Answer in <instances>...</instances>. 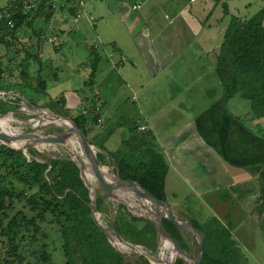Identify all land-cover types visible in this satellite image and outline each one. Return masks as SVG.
<instances>
[{"label": "crops", "instance_id": "0c3cea01", "mask_svg": "<svg viewBox=\"0 0 264 264\" xmlns=\"http://www.w3.org/2000/svg\"><path fill=\"white\" fill-rule=\"evenodd\" d=\"M58 1L64 8L60 12L63 18L54 14L49 21H43L44 29L52 31L48 38H58L53 45L58 46L64 41L70 43L74 33L85 38L82 60L77 57L72 63L73 57H67L63 66L67 65V70L72 66L78 77L83 69H89L88 75H91V56L98 59V74L104 70L100 68L102 60L105 57L110 60L112 68L107 69L102 78L95 73L90 82H84L93 91L95 102H102L101 113L104 101L100 85L116 86L120 79L135 102L136 109L131 117H138L139 123L137 131L133 132V125L130 132L136 136L135 142L141 141V156L149 157L155 151L168 164L166 194L168 182L174 187L188 188L206 202L209 198L213 201L211 204L222 202L219 210L223 217H228L225 207L235 203L228 217L233 220L229 224L231 234L244 258L253 264L251 260L259 252L257 245L264 243V118H256L250 102L240 96L225 103L220 80L215 86L205 76L197 84L179 83L180 72L174 67L177 60L194 49L191 57L195 56L197 63L205 59L209 67L216 68L229 22L224 18L204 21L200 13L206 11V0L199 3L198 0H139L133 10L136 6L140 8L134 12L126 0H106L110 7L107 13L100 5L95 8L104 14L100 17L103 18L101 24L85 13L83 1L79 8L67 4V0ZM9 3L10 0H0V8ZM168 5L173 8L172 14L166 10ZM71 8H75L74 15L70 13ZM99 40L103 50L97 45ZM42 56L44 62L54 61L47 45ZM69 81H72L71 77ZM65 98L68 109L76 112L83 109L86 97L78 90L68 92ZM91 133V137L97 139L103 131L95 129ZM106 135L108 140L113 136L112 132ZM128 142L133 144L134 141ZM92 143L105 149L101 153L103 164L116 151L105 144ZM226 194L229 197H222ZM173 196H176V202L169 203L176 212L175 217L192 222L178 201V195L174 193Z\"/></svg>", "mask_w": 264, "mask_h": 264}, {"label": "trees", "instance_id": "16d2710c", "mask_svg": "<svg viewBox=\"0 0 264 264\" xmlns=\"http://www.w3.org/2000/svg\"><path fill=\"white\" fill-rule=\"evenodd\" d=\"M19 1L23 3L28 0ZM213 1L217 4L222 2ZM52 2L54 0H40L37 9L29 13H24L17 3L10 2L11 16L0 20V24L4 22L9 26V22H14L11 37L16 39L19 29L26 24L31 25L35 18L44 16L49 21L53 17ZM67 4L77 6L79 0H67ZM34 11L33 17L30 14ZM70 13L74 15L75 8H71ZM226 15H229L228 10ZM35 34L38 35L37 32ZM0 44L8 48L13 47L3 36L0 37ZM38 58L35 55H26L23 61L13 65L16 64V57L12 56L9 57L8 63L3 65L0 57V91L8 93L16 89L26 94L25 91L30 89V82L37 81L39 84L36 91L39 96L47 95V79H43L39 70L36 78H33L30 72L32 60H36L40 68L43 67ZM90 61L91 81L97 71L98 59L91 56ZM216 63L225 103L240 96L250 102L253 115L263 119L264 7L249 19L239 16L230 18ZM33 105L39 107L38 104ZM54 106L62 108L93 144L89 140L91 126L99 125L100 119L95 107L80 115H71L63 94L48 104L49 109L55 110ZM18 108L17 102H5L0 99L1 114ZM59 111L57 114H61ZM91 115L94 116L93 119ZM136 125L132 129L133 132L137 131ZM147 138L148 136L144 142ZM134 142L128 144L132 146L129 153L127 150L121 157L110 154L117 164L120 177L126 181L138 182L158 200L167 201L166 178L169 168L165 158L155 151L150 153L149 157L137 155L136 151L141 149V141ZM102 149L105 150L103 147ZM28 153L31 158L22 151L0 144V236L6 240L4 242L7 248L2 259L4 264H29L27 259L30 257H35L34 259L42 264H56L49 251V234L44 232V224L49 222L59 227L57 232L63 241L65 264H151L143 256L121 254L109 242L94 220L90 192L84 185L76 163L66 158L39 162L35 159L34 150H29ZM97 156L98 161L102 162L104 156L101 153ZM98 202L99 212H103L104 199L99 198ZM17 203H25L34 215L30 216L19 210ZM163 225L181 247L190 252L184 230L166 219ZM193 225L206 234L205 253L201 264H249L229 230L206 226L207 230L204 231L195 223ZM115 230L127 242L144 246L153 252L157 251L159 236L155 227L148 220L133 216L123 204L119 206ZM184 263L183 259L177 258L176 264Z\"/></svg>", "mask_w": 264, "mask_h": 264}, {"label": "rangeland", "instance_id": "374dc122", "mask_svg": "<svg viewBox=\"0 0 264 264\" xmlns=\"http://www.w3.org/2000/svg\"><path fill=\"white\" fill-rule=\"evenodd\" d=\"M83 1L85 12L88 16H93L97 22H101L103 20L102 13L95 10L97 5H100L102 9H106V13L109 11L110 7L108 6V2L102 1V0H79V7H81V2ZM139 0H126L125 3L127 5H130L133 10L134 4ZM201 0H198V3ZM207 3L205 4V10L201 11L200 17H204V21H218L219 19H226V21L229 22L230 18L232 16H239L243 19H249L255 14H257L263 7H264V0H222L221 3L217 4L213 0H206ZM11 2V0H10ZM27 2V1H26ZM63 2V1H62ZM12 3V2H11ZM10 4V3H9ZM52 8L54 10V14H57L59 16H62L63 14H60V12H63L62 5L58 0H54L52 2ZM108 6V7H107ZM196 6V5H194ZM204 6V5H203ZM38 7V6H37ZM37 7L35 9H37ZM34 9V10H35ZM47 9V8H46ZM62 9V10H61ZM172 9L169 5L166 6V10L170 11L172 14ZM228 10L229 15H226V11ZM23 11V10H22ZM24 12V11H23ZM142 12V11H140ZM139 12V13H140ZM168 13V12H167ZM35 11L32 12L30 15L34 17ZM65 15H68V12H66ZM137 15V13H136ZM87 16V17H88ZM129 16V15H126ZM164 17V14H163ZM128 19V17H126ZM33 19V18H32ZM31 19V20H32ZM115 19V18H111ZM35 21L31 22V25H25L21 29H19L16 39H12L11 35L13 33L11 30L14 27L11 26L10 22L8 23L9 26H6V24L3 22L0 24V37L3 36L12 43L13 47H5L4 45L0 44V57H2L1 61L3 65H6L8 63L9 57H16V64L24 60L26 55H35L38 56L39 60L43 65V67L40 68V65L37 64L36 60H32L30 62V72L32 74L33 78H36L38 76V70L41 72V75L43 76V79H47V90L46 94H43L44 97L39 96L38 92L36 91V88H38V82L32 81L30 89L25 91L26 94L21 93L19 90L13 89L12 91L6 93L3 91H0V99L8 102L12 101V103L17 102L19 104V108L22 106V102H27L29 106H35L33 104H38L39 107L44 106L45 109H48L54 114H57L59 111L61 116H67L66 112L60 108L54 106L55 110L49 109L48 104L54 102L58 98L61 97L63 94L66 96L68 92H76L78 90L79 94H82L84 97H86V100L84 102V106L82 107L84 110H80L78 112L71 111V115L73 114H82L85 113V111H88L90 108L95 107L96 102L93 96V91L89 87L88 84L84 82H88L90 79L89 69H83L82 73L80 75L75 76L73 67L71 66V70H67L68 67L63 66V62L68 57H73L71 60L72 63H75V59L78 57V60H82L81 58L84 55V48L83 44L85 42V38L82 37V34L80 33H74V37L70 43H67V41L60 42L57 45H53L49 43V36L52 35V31L47 32L48 30L44 29V16L37 17L34 19ZM73 18L70 19V24H72ZM102 23V22H101ZM100 23V24H101ZM7 27L9 29H7ZM103 27V26H101ZM105 27V26H104ZM12 28V29H11ZM38 33L36 35L35 33ZM57 37V36H53ZM51 37V38H53ZM106 41H110L109 39H105ZM47 43V44H46ZM45 45H47V50L51 52V60L53 59V62H50V60H47V62L43 61L44 50ZM97 45L102 48L100 40L97 41ZM106 45H108L106 43ZM61 47V48H60ZM104 47L102 48V50ZM190 49V48H189ZM185 50H183L184 52ZM190 52H186V56L177 60L175 67V70H178L180 74L177 76L179 83L181 84H197V82H202L203 76H205V79H210V83L212 85L220 84L219 83V76L215 72L216 68L209 67L208 60L203 59L200 63H197L195 56L194 58L191 57L193 50H189ZM104 52V51H102ZM76 56V57H75ZM75 57V58H74ZM49 61V62H48ZM110 60L106 57L102 60V63H100V68L104 70H100V73H96V75L99 78H102L103 74L107 71V69H111L112 65L110 64ZM217 64V63H216ZM90 65V64H89ZM8 66V65H7ZM67 67V68H66ZM41 70V71H40ZM59 70V72H58ZM117 76V75H116ZM71 77L72 81H69V78ZM113 77H115V74H113ZM118 82L116 83V86L109 85L108 83H104L100 85V90L102 93V99L104 101L103 104V110L102 113L100 112L99 115L102 117L103 123H99V125H92L91 126V132L92 130H99V132H102V135H100L97 139H93L89 136V140L94 143H99L101 146L103 144L106 145L108 148H113L115 153L112 154L118 157H121V155H124L125 152L128 150V153L130 152V147L128 144L131 139L135 141L136 136L130 132V127L138 124L139 120L137 118H132L131 114L132 111L136 109L135 102L133 101L129 89L126 88V86H122L120 79H117ZM15 82H18L17 79H14ZM120 82V83H119ZM200 86V84L198 85ZM220 92H223V87L220 84ZM216 88V87H214ZM195 93V91H194ZM213 93H216V91L213 90ZM81 96V95H80ZM82 97V96H81ZM19 100V101H17ZM95 104V105H94ZM18 108V109H19ZM77 114V115H78ZM67 117H70L69 115ZM94 116L91 115V119H93ZM15 119L18 120H26L31 121L33 124H35L34 121L38 119V116H31L27 114H18L15 115ZM14 128H19V131H21V134L26 133H34L42 136L57 134L63 130L60 128H57L56 126L43 124L42 126H39L37 129L31 130L30 127L24 126V125H18L14 124ZM112 132V138L108 140V136L106 134ZM130 135H132V138L130 139ZM128 140V141H126ZM93 145V144H92ZM59 146V145H57ZM94 146V145H93ZM97 155L99 153H103L102 148H99L97 146H94ZM55 149V151L53 150ZM29 150H34L35 152V159L39 162H46L49 160L54 159H64L70 157V154L68 151L62 147H56V145H50L48 144L47 148H42L41 145H38V147H32L27 150L28 157L31 158V155L28 153ZM138 154L141 155L140 151H136ZM135 154V153H134ZM136 155V154H135ZM125 157V156H124ZM133 161V160H132ZM104 166L109 167L116 171V173H119L117 164L114 161V158L110 157L109 160H104ZM96 181V182H95ZM85 185V183H84ZM18 186V185H17ZM86 186V185H85ZM87 188V187H86ZM88 189V188H87ZM179 193H177V192ZM90 192V191H89ZM94 192L96 196L99 198L104 199V208L103 212H99L98 217L101 219V222L103 225L107 228H110L112 224L114 223L115 218V211L114 207L111 204V201L108 199V196L104 190V188L100 185L99 181L95 178L94 180ZM176 193L178 195V201L182 203L183 209L186 210L185 212L188 213L189 220H191V223H195L196 226L201 227L202 229L207 230L206 226H212L217 227L219 229L225 228L230 230L229 224L233 221L230 220L228 217H230V214L233 212V209L235 208V203H231L229 207H225V210L228 214V217H223L221 214V211L219 208L223 205L222 202L217 201L214 204H211L213 201L208 199L204 201L199 196H195L192 194L190 189L188 188H180V187H174L170 185V182L167 184V199L168 202H176V196L174 197L173 194ZM91 196V193H90ZM222 197L226 198L229 197L228 194L222 195ZM220 198V196H219ZM92 199V207L94 205V200ZM136 202H138L137 197L135 198ZM229 201V200H226ZM116 203V202H115ZM139 203V202H138ZM122 204V203H118ZM17 208L19 210H22L26 212L28 215L32 216L34 215L33 211L30 207L26 206L25 203H17ZM213 205V206H212ZM120 206V205H119ZM149 206L151 204L149 203ZM239 209V208H238ZM241 210V209H239ZM32 211V212H31ZM173 214L175 215L176 212H174V209L172 208ZM51 220L50 218H48ZM188 219V218H187ZM44 232L49 234V237L47 238L49 251L52 253V260L56 264H65V254L63 251V241L61 239L60 233L57 232L59 227L49 222L47 224H44ZM185 240L187 244L190 247V252L192 255L196 256L198 254L199 249V241L197 237L192 234L191 232H188L186 230L183 231ZM4 238L0 236V264H4L3 256L6 252V246ZM139 249L142 251H145L149 254H155L156 252H153L144 246H138ZM129 250V249H125ZM257 251L255 253V257L253 261V264H264V243L262 245H257ZM35 257L28 258L29 264H42L39 260H35ZM177 258L175 259V263L177 262ZM184 264H190L189 262L185 261Z\"/></svg>", "mask_w": 264, "mask_h": 264}, {"label": "water", "instance_id": "95a60500", "mask_svg": "<svg viewBox=\"0 0 264 264\" xmlns=\"http://www.w3.org/2000/svg\"><path fill=\"white\" fill-rule=\"evenodd\" d=\"M35 110L43 111L48 109L37 106H29L25 101L22 102V106L19 109H16L14 111L5 114L0 113V118L4 119L8 117H15V115L18 114H27L31 116H38V119H40V115L34 113ZM53 118L58 120H64L72 124V130L70 132L63 130L62 132H59L57 134H52L47 136H42L34 133L20 134L19 136H10L8 134L0 132V144L12 149L22 151L25 154H27L28 149L32 147H38V145L61 143L67 141L69 138H73L77 140L81 144L82 151L85 154L86 162H88V165L93 171V175L99 181L100 185L104 188L108 196V199L111 201V204L114 207L115 218H114V223L110 228L105 227L101 222V219L98 217L99 215L98 197L94 192V187L89 185L84 177V169L87 163L83 162L82 160L76 161L72 157H68L66 159H69L70 161L76 163V165L79 167L81 178L85 183L86 187L88 188V190L90 191L91 196L94 200V205L92 210L94 220L96 221L101 231L106 235V237L108 238L112 246L115 248V250H117L118 252L124 255L143 256L151 264H153V257H159L163 244L168 243L173 248V255L175 256L174 258L178 256L179 258L189 262L190 264L202 263L205 253V242H206L205 233L196 229L193 223H191L190 221L177 219L173 214L172 206L168 201L158 200L155 196H153L151 193L146 191L138 182L123 180L120 177V174L116 173L115 170L113 171L115 172L118 180L115 182H109L102 173V169L105 166L98 161L99 159L95 147L88 141L87 137L84 135L83 131L75 123V121L71 117L61 116L54 113H53ZM19 121H23L26 124L31 123L30 121H26V120H19ZM39 126L42 125H39V122L37 121L35 124L31 123V125L28 127H30L31 130H34L37 129ZM17 141H21L18 142L20 143V145L13 146V144H18ZM121 190L133 191L136 194L137 200L139 202V203L135 202L138 212L147 211L148 214L136 213L135 211H133L129 202L126 199L121 198V195L119 194ZM114 197H116L117 199ZM113 198L114 200H112ZM118 203H122L123 205H125L128 211L133 216L137 218L146 219L155 227L159 236L158 248L155 254H149L145 251L140 250L138 246L133 245L127 242L126 240H124L115 230V223L119 215V205H121ZM145 203H148V205ZM149 203L151 204V206H149ZM165 219L175 224L178 228L191 232L197 237L199 241V249H198V254L196 256L184 250L179 244V242L168 233V231L163 225V221ZM116 243L125 244V246H129L130 250L121 249L117 247Z\"/></svg>", "mask_w": 264, "mask_h": 264}, {"label": "bare ground", "instance_id": "6f19581e", "mask_svg": "<svg viewBox=\"0 0 264 264\" xmlns=\"http://www.w3.org/2000/svg\"><path fill=\"white\" fill-rule=\"evenodd\" d=\"M34 113L40 115V119L34 121L35 123L38 121L39 125H43V124L52 125L53 124L57 128H60L61 130H66L68 132H70L72 130V124H70L64 120H58V119L53 118V113L49 110H43V111L35 110ZM31 123L26 124L23 121H19L18 119H15L14 117H8V118H4V119L0 118V132H3V133L8 134L10 136H19L21 134V131H19V128H14V124L30 126ZM18 142H21V141H17V143ZM19 145H20V143L13 144V146H19ZM50 145H53V144H50ZM54 145H56V147L60 146L64 149H66L68 151V153L70 154V157H72L76 161L82 160L83 162H86L85 154L82 151L81 144L77 140H75L73 138H69L65 142L55 143ZM57 145H59V146H57ZM47 146H48V144H45V145L42 144L41 145L42 148H47ZM53 150L55 151V149H53ZM86 163H87V165L84 169V177L86 179V182L89 185H91L92 187H94L95 176L93 175V171L91 170L90 166L88 165V162H86ZM102 173L105 176V178H107V180L109 182H115L118 180L113 169H111L109 167L105 166L102 169ZM119 194L121 195L122 199H126L129 202L133 211H135L136 213L148 214L147 211L138 212L137 207L135 205L136 194L133 191L121 190L119 192ZM114 198H116V197H114ZM114 198L112 200H114ZM145 204L148 205V203H145ZM116 245H117V247H119L121 249H129V246H125V244H122V243H116ZM174 257L175 256L173 255L172 246L169 245L168 243H165V244H163V247H162V250L160 251L159 257H153V264H174L175 263Z\"/></svg>", "mask_w": 264, "mask_h": 264}, {"label": "built area", "instance_id": "2783aa9c", "mask_svg": "<svg viewBox=\"0 0 264 264\" xmlns=\"http://www.w3.org/2000/svg\"><path fill=\"white\" fill-rule=\"evenodd\" d=\"M11 2H13L14 4L17 3L19 6H21L24 13H29L38 6L40 0H28L27 2H23V3H21L19 0H11ZM139 8H140L139 6H136L134 7V10H137ZM11 12H12V6L10 5L0 8V20L10 18ZM91 20L95 21V18L91 17ZM10 24L13 27V22H10ZM57 41H58L57 37L49 38V43L51 44H56ZM101 109H102V102L97 100L95 105V110L97 113H100ZM98 122L101 123L102 120L99 119Z\"/></svg>", "mask_w": 264, "mask_h": 264}]
</instances>
